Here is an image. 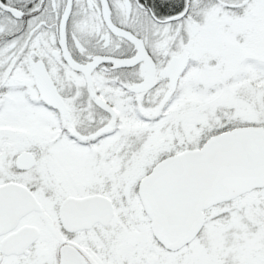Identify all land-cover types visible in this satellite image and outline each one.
Segmentation results:
<instances>
[{
	"label": "snow or ice",
	"instance_id": "snow-or-ice-1",
	"mask_svg": "<svg viewBox=\"0 0 264 264\" xmlns=\"http://www.w3.org/2000/svg\"><path fill=\"white\" fill-rule=\"evenodd\" d=\"M0 264H264V0H0Z\"/></svg>",
	"mask_w": 264,
	"mask_h": 264
}]
</instances>
